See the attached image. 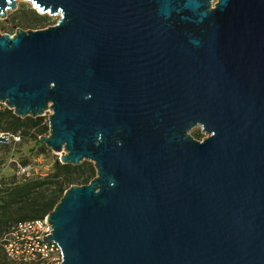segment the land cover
<instances>
[{
  "label": "water",
  "instance_id": "water-1",
  "mask_svg": "<svg viewBox=\"0 0 264 264\" xmlns=\"http://www.w3.org/2000/svg\"><path fill=\"white\" fill-rule=\"evenodd\" d=\"M28 1L60 19L0 31V103L96 169L47 215L60 264H264V0Z\"/></svg>",
  "mask_w": 264,
  "mask_h": 264
},
{
  "label": "rangeland",
  "instance_id": "rangeland-1",
  "mask_svg": "<svg viewBox=\"0 0 264 264\" xmlns=\"http://www.w3.org/2000/svg\"><path fill=\"white\" fill-rule=\"evenodd\" d=\"M60 19V15H50L49 13H39L32 3L28 0H19L15 10H9L6 19H0V31L13 34L17 28L38 30L54 25ZM8 107L0 103V131L9 133L11 135L20 136L19 141H11L8 144L0 146V264H40V263H21L9 259L1 245L3 237L8 233L11 228L20 221L22 216L35 213L37 206L30 205L36 201L37 195L31 196L27 203L12 204V200L8 204L2 205L4 200H8V191L10 187L19 185L28 179H47V184L42 187L43 197H50L58 188V184L64 179L65 174L62 173L59 178L52 177L55 172V163L60 161V152H54L47 147L38 137V128L30 129L23 127L18 131H4V125L10 120L5 114ZM49 114L46 112L43 116L42 127L48 125L49 127ZM33 118V117H30ZM37 118V117H36ZM33 118V119H36ZM31 125V122H26ZM190 133L198 140H202L206 133L202 131L200 126L194 127ZM49 134L44 133L42 135ZM41 135V136H42ZM31 163L34 165L35 170L30 175H21L18 173L20 165ZM72 177L80 175H89L91 171L96 169L93 161L83 160L78 165H72ZM77 185H81L79 181H75ZM67 185V184H66ZM70 185V186H71ZM68 186V188L70 187ZM67 187V186H65ZM23 206H25L23 208ZM47 216V215H46ZM30 219V218H26Z\"/></svg>",
  "mask_w": 264,
  "mask_h": 264
},
{
  "label": "trees",
  "instance_id": "trees-1",
  "mask_svg": "<svg viewBox=\"0 0 264 264\" xmlns=\"http://www.w3.org/2000/svg\"><path fill=\"white\" fill-rule=\"evenodd\" d=\"M5 114L8 115L10 118L9 121L5 123L4 131H18L19 129L23 127H27L30 129L38 128V137L41 136L44 133H47L49 131L48 125L42 127V117H37L36 119L25 117L21 118L14 114L13 110L7 108ZM26 122H31V125H27ZM21 138V137H20ZM40 139V138H39ZM28 164V163H27ZM75 167H73L70 164H62L60 162L55 163V172L52 177H55L56 179L61 176L62 173L65 174L64 179L58 184V188L54 191V193L50 197H43L42 194V187L45 186L48 182L45 178H38V179H28L25 182L15 185L14 187H10L8 191V200H4L2 205L8 204L10 206L9 202L12 200V204H19V203H27L31 196L34 194L37 195L36 201H33V203H28L32 206L36 205L37 209L35 210V213L22 216L20 221L25 220H31L36 218H42L48 215L50 211L54 209L60 198L63 196L65 190L68 189V186H70L72 183H75V181H79V183L82 184H88L90 181L96 176V172L94 170L91 171V174L89 175H80L78 177H72V170H74ZM67 184V185H66ZM67 186V187H65ZM25 206H23L24 208ZM30 218V219H26ZM2 245V243H1ZM3 247V246H2Z\"/></svg>",
  "mask_w": 264,
  "mask_h": 264
},
{
  "label": "built area",
  "instance_id": "built-area-1",
  "mask_svg": "<svg viewBox=\"0 0 264 264\" xmlns=\"http://www.w3.org/2000/svg\"><path fill=\"white\" fill-rule=\"evenodd\" d=\"M0 133L6 134L1 131ZM13 138V141L20 140V136L13 135ZM34 170V165L28 163L20 165L18 173L28 176ZM47 218L45 216L16 223L2 239L5 255L21 263L60 264L62 261L60 246L43 238L52 234L53 230Z\"/></svg>",
  "mask_w": 264,
  "mask_h": 264
}]
</instances>
